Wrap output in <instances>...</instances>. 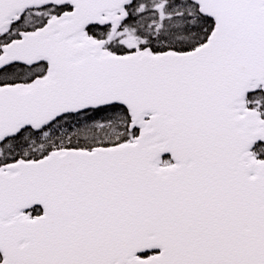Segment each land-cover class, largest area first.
Instances as JSON below:
<instances>
[{"label":"snow or ice","instance_id":"snow-or-ice-1","mask_svg":"<svg viewBox=\"0 0 264 264\" xmlns=\"http://www.w3.org/2000/svg\"><path fill=\"white\" fill-rule=\"evenodd\" d=\"M0 264H264V0H0Z\"/></svg>","mask_w":264,"mask_h":264}]
</instances>
